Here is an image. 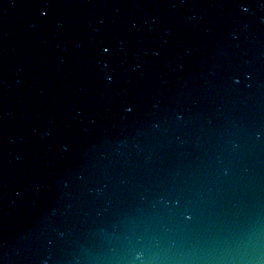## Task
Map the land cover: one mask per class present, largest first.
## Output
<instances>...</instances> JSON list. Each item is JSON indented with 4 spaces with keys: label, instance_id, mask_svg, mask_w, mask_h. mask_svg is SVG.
I'll return each instance as SVG.
<instances>
[{
    "label": "water",
    "instance_id": "1",
    "mask_svg": "<svg viewBox=\"0 0 264 264\" xmlns=\"http://www.w3.org/2000/svg\"><path fill=\"white\" fill-rule=\"evenodd\" d=\"M0 264H264V0H0Z\"/></svg>",
    "mask_w": 264,
    "mask_h": 264
},
{
    "label": "snow or ice",
    "instance_id": "2",
    "mask_svg": "<svg viewBox=\"0 0 264 264\" xmlns=\"http://www.w3.org/2000/svg\"><path fill=\"white\" fill-rule=\"evenodd\" d=\"M107 51V50H106Z\"/></svg>",
    "mask_w": 264,
    "mask_h": 264
}]
</instances>
